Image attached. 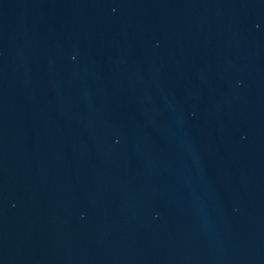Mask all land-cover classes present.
<instances>
[{"label": "water", "instance_id": "95a60500", "mask_svg": "<svg viewBox=\"0 0 264 264\" xmlns=\"http://www.w3.org/2000/svg\"><path fill=\"white\" fill-rule=\"evenodd\" d=\"M0 264H264V0H0Z\"/></svg>", "mask_w": 264, "mask_h": 264}]
</instances>
